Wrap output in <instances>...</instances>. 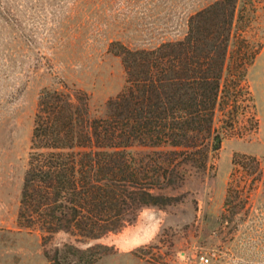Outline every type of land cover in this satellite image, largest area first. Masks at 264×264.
I'll return each mask as SVG.
<instances>
[{
  "label": "rangeland",
  "instance_id": "1",
  "mask_svg": "<svg viewBox=\"0 0 264 264\" xmlns=\"http://www.w3.org/2000/svg\"><path fill=\"white\" fill-rule=\"evenodd\" d=\"M213 1L0 0V264H48L55 245L75 244L15 223L38 92L64 83L102 115L124 83L113 54L120 47L110 43L138 49L180 39L188 16ZM239 52L247 131L224 137L205 169L183 164L171 173L175 183L158 191L172 196L169 204L144 207L130 224L77 244L98 245L91 264H264V0H236L228 55ZM130 150L143 158L151 148ZM243 155L257 165L247 159L233 168Z\"/></svg>",
  "mask_w": 264,
  "mask_h": 264
},
{
  "label": "trees",
  "instance_id": "2",
  "mask_svg": "<svg viewBox=\"0 0 264 264\" xmlns=\"http://www.w3.org/2000/svg\"><path fill=\"white\" fill-rule=\"evenodd\" d=\"M235 3L214 0L193 12L174 41L110 43L120 47L113 54L124 83L102 115L64 83L38 92L15 223L43 240L58 232L72 238L45 254L48 264H91L98 245L77 244L130 224L144 207L169 204L172 196L158 191L175 183L171 173L183 164L205 169L224 137L247 131V62L240 52L228 55ZM134 145L151 150L137 157ZM247 159L257 165L243 155L233 168Z\"/></svg>",
  "mask_w": 264,
  "mask_h": 264
},
{
  "label": "built area",
  "instance_id": "3",
  "mask_svg": "<svg viewBox=\"0 0 264 264\" xmlns=\"http://www.w3.org/2000/svg\"><path fill=\"white\" fill-rule=\"evenodd\" d=\"M198 259H199V261H200L201 263H207V261H208V258H207L206 256H203V255H200V256L198 257Z\"/></svg>",
  "mask_w": 264,
  "mask_h": 264
}]
</instances>
